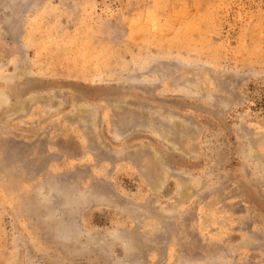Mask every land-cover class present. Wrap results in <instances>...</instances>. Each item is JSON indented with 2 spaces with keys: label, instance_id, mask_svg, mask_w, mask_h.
<instances>
[{
  "label": "rangeland",
  "instance_id": "obj_1",
  "mask_svg": "<svg viewBox=\"0 0 264 264\" xmlns=\"http://www.w3.org/2000/svg\"><path fill=\"white\" fill-rule=\"evenodd\" d=\"M0 264H264V0H0Z\"/></svg>",
  "mask_w": 264,
  "mask_h": 264
},
{
  "label": "bare ground",
  "instance_id": "obj_2",
  "mask_svg": "<svg viewBox=\"0 0 264 264\" xmlns=\"http://www.w3.org/2000/svg\"><path fill=\"white\" fill-rule=\"evenodd\" d=\"M147 18V17H146ZM151 22V21H150ZM153 24V23H152ZM130 25V24H129ZM142 25V24H141ZM144 27V26H143Z\"/></svg>",
  "mask_w": 264,
  "mask_h": 264
}]
</instances>
